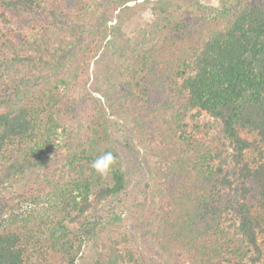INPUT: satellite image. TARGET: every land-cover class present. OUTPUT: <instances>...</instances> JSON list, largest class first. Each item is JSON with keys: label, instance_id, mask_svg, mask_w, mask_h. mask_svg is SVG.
<instances>
[{"label": "trees", "instance_id": "trees-1", "mask_svg": "<svg viewBox=\"0 0 264 264\" xmlns=\"http://www.w3.org/2000/svg\"><path fill=\"white\" fill-rule=\"evenodd\" d=\"M95 1L0 0V264H141L98 212L128 188L109 118L66 127L103 44ZM152 2L106 97L152 160L153 242L171 264H264V0L196 1L186 16ZM108 151L105 178L91 162Z\"/></svg>", "mask_w": 264, "mask_h": 264}, {"label": "rangeland", "instance_id": "rangeland-1", "mask_svg": "<svg viewBox=\"0 0 264 264\" xmlns=\"http://www.w3.org/2000/svg\"><path fill=\"white\" fill-rule=\"evenodd\" d=\"M109 0L95 1L90 12L93 21L101 28L102 47L91 61L82 83L71 90L68 99L66 127L74 135L82 132L89 115L96 109L104 110L109 118L110 143L122 157L123 169L128 182L127 192L102 204L99 213L107 221L108 235L126 233L130 246L141 264H171L167 256L153 242L151 230L153 215L157 209V197L152 185L150 168L152 160L139 144L131 124L118 106L112 111L110 101L116 100L115 75L131 50L141 43L145 30L156 16L151 10L152 0H131L120 9L108 5ZM172 2V9L183 16L194 10L196 1L206 6H216L219 0H165ZM105 26L111 31L105 33ZM111 28V29H110ZM110 41L109 43H107ZM20 180L13 181L7 190L16 189Z\"/></svg>", "mask_w": 264, "mask_h": 264}, {"label": "clouds", "instance_id": "clouds-1", "mask_svg": "<svg viewBox=\"0 0 264 264\" xmlns=\"http://www.w3.org/2000/svg\"><path fill=\"white\" fill-rule=\"evenodd\" d=\"M116 164V157L111 151L98 155L92 162L91 167L101 177H108Z\"/></svg>", "mask_w": 264, "mask_h": 264}]
</instances>
